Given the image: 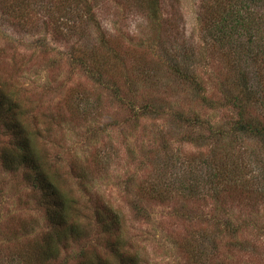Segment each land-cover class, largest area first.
Returning <instances> with one entry per match:
<instances>
[{"label":"rangeland","instance_id":"1","mask_svg":"<svg viewBox=\"0 0 264 264\" xmlns=\"http://www.w3.org/2000/svg\"><path fill=\"white\" fill-rule=\"evenodd\" d=\"M216 2L0 0L1 94L80 228L53 224L54 197L6 167L0 120V264H264V138L227 133L235 99L264 127V1L243 7L259 31L235 47ZM196 115L226 138L187 126ZM98 201L122 215L123 263Z\"/></svg>","mask_w":264,"mask_h":264},{"label":"trees","instance_id":"2","mask_svg":"<svg viewBox=\"0 0 264 264\" xmlns=\"http://www.w3.org/2000/svg\"><path fill=\"white\" fill-rule=\"evenodd\" d=\"M217 4L229 5L230 10L226 13V15L221 17V22L218 23L215 31L220 35V39H231V44L235 47L234 40L235 35L243 36L244 34H249V43L254 40V36L251 33H258L259 30H249L247 29L248 24L251 23V17H244L242 14L243 7L250 6L252 3L263 2L264 0H216ZM158 4V0H157ZM239 5V7L237 6ZM152 14V13H151ZM155 16V15H154ZM229 23L230 25H228ZM252 24V23H251ZM248 37V36H247ZM224 41V40H222ZM261 97V96H259ZM263 97V96H262ZM259 100L260 103L263 104L264 98ZM237 104H236V103ZM234 103L239 108L238 111V120L234 122L231 129L227 132L229 134L232 133L233 136H237L238 134L245 135H254L256 137L264 138V127L260 122L251 120V117L246 113V109L240 106L243 103L237 102V99L234 100ZM264 105V104H263ZM7 109V110H6ZM154 113L156 110L153 111ZM8 114V117H6ZM22 115L19 113V106L16 103H8L4 99V96L0 91V120H2L3 124L6 126L8 130L12 132L14 139L16 140L15 147L12 151H5L2 154V158L6 167L9 168L12 166L17 167L18 165L26 166L34 175V183L36 184V188L40 191L44 192L48 197H54V203L50 205L48 200L47 205L49 206V220L53 222V224H58L61 227H65L67 225L69 228L70 235H78V230L80 229L77 221H71L72 214L71 212L74 210L73 205H71V198L67 195L66 191L62 189L59 185L51 182L46 176L44 171L43 161L41 162V158L35 153L34 148L32 146L31 137L27 131V129H23L21 125ZM187 126H192L194 129H207L211 134L206 138L210 140H218L220 138L225 139L224 135H216L213 138V128L209 127L208 123H205L200 117L197 115L195 117H189L187 119H183ZM207 125L209 128L205 127ZM225 133V134H227ZM220 136V137H219ZM204 139L200 135V139ZM218 158L215 155V160ZM217 162V161H216ZM16 169V168H14ZM217 178H219L217 176ZM239 179V178H238ZM153 198L160 199L162 196L158 187H151L149 193ZM134 209L137 214H142V207L136 202ZM96 221L102 230L108 235L117 236L113 243H111V252L113 256L120 262H125L126 257V244L123 241V224L122 223V215L117 212V210L113 209L112 206H105L102 202L98 201L96 204ZM122 233V234H121ZM97 264H103L99 257H96ZM131 264H138L135 258L131 260Z\"/></svg>","mask_w":264,"mask_h":264}]
</instances>
